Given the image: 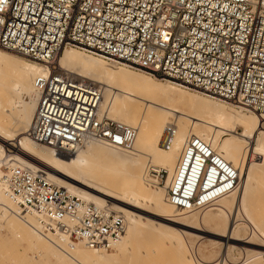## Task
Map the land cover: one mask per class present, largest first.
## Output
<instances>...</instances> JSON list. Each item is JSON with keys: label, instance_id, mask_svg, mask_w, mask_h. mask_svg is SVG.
Segmentation results:
<instances>
[{"label": "built area", "instance_id": "1", "mask_svg": "<svg viewBox=\"0 0 264 264\" xmlns=\"http://www.w3.org/2000/svg\"><path fill=\"white\" fill-rule=\"evenodd\" d=\"M13 2L9 0V5L4 6L8 20H15L17 25L13 28L9 23V28L33 39L29 43L26 39L13 41L9 37L7 42L0 43V47L40 62L47 68L46 73L34 79L39 99L28 135L36 142L59 151H71L89 141L101 142L110 147L131 148L138 134L135 126L99 114L101 87L78 78L72 71L59 65L64 49L70 46H80L87 53L105 57L115 64H126L155 77L169 79L243 109L251 110L246 103L247 98H241L240 89L249 87L253 93L259 91V74L264 70V16L261 15L264 8L256 5L249 7L253 0H205V13L211 12L212 16L202 20L197 29L204 35L198 39L193 36L189 46L181 48L180 53L175 49L163 53L169 59L159 61L160 68H154L152 62L145 59L146 56L155 59L153 53L156 49L148 43L144 45L147 51H143L135 41L131 46L122 43L116 32H112V40L107 37L95 38V29L92 30L93 39H87V24L77 27L84 15L83 7H77L79 0H71L73 10L64 11L63 14L61 5H67L70 0H48L47 6L38 9V24L35 27L30 24L27 31H21L18 27L23 17H15L9 10ZM213 3L218 7L212 9L210 4ZM43 16H47L48 20L45 21ZM87 20L91 21L92 17L88 16ZM209 22L211 27L218 29L226 25L222 31L230 32L229 45L243 53L239 62L229 45H223L219 34L203 28V24ZM95 23L99 25V20ZM117 28L125 29L130 34L134 24L133 27H127L120 23ZM77 36L80 38L77 39ZM142 39V36L136 37V40ZM191 41L205 43L206 47L213 48L211 53H203V64L196 62L192 56L193 50L197 55L201 53L200 49H193ZM206 41L213 43L207 44ZM138 52L140 55H137ZM181 53L194 65L193 71H174L172 62L178 69L182 63L178 59ZM209 55L211 60L208 59ZM117 135L120 136L119 141ZM169 175V170L164 167L156 171L161 184L166 185ZM5 180L7 193L16 200L19 210L35 215L38 229L48 238L57 237L70 243L82 242L90 248L110 249L126 231V215L109 205L97 206L71 194L49 181L43 171L33 170L23 163L8 166ZM238 181V169L220 156L209 143L193 136L167 184L168 200L183 210L208 207L221 197L233 193ZM104 226H107V231H100Z\"/></svg>", "mask_w": 264, "mask_h": 264}, {"label": "bare ground", "instance_id": "2", "mask_svg": "<svg viewBox=\"0 0 264 264\" xmlns=\"http://www.w3.org/2000/svg\"><path fill=\"white\" fill-rule=\"evenodd\" d=\"M84 51L85 49L80 46L65 48L58 61L60 66L65 70L75 69V72H72L78 78L90 79V82L91 79L96 78L95 80L100 83L96 84L103 90L99 108L100 115H109L113 119L126 115L127 119L124 122L131 125V122H137V118L143 113V123L140 121L141 132L139 133L138 127L135 126L138 134L131 148L110 147L101 142L89 141L74 150L65 152L41 145L28 135V129L34 119L39 99V91L35 87L34 79L37 75L46 73L47 68L40 62L33 60L27 62L22 59L16 60L8 69L0 66V207L3 208L2 213H4L2 216L7 215L6 212H8L16 219L22 220L48 242L49 251H54L56 256L62 260L67 258V264H72L73 261L75 264L111 262L110 254L109 256L101 250L90 248L82 242L70 243L62 239L63 244H60L55 241L59 238H48L43 235L37 227L36 216L21 212L16 200L7 193V182L1 173L5 156L10 157L6 163L9 167L23 163L33 170L43 171L49 181L67 189L71 194L97 206L109 205L113 210L126 215L128 219L126 231L120 239L114 242L113 247L122 251H130V238L140 232L144 220H153L142 214L145 211L146 213L151 212L156 219L160 218L157 222L153 221L155 225L162 229L166 228L162 232L163 235L161 234L162 244L168 246L177 244L181 247L185 243L184 235L188 233L200 236L202 234L199 232L204 230L192 226L193 217L181 214L176 206H171V202L169 205L164 193L146 191L148 188L145 183H150V179L158 184L160 181L156 177L158 168L155 165H152L154 168L150 171L151 178L143 177L145 169L143 158H148V161L152 163L163 164L172 178L185 146L189 143V139L195 136L209 143L220 156L232 163L238 169V187L243 183L233 193L217 201L232 196L233 203L241 205L247 214L255 213L254 217L258 214L261 223H256V219L250 216L257 227L264 231V207H262L264 195L257 197L256 193L259 186L264 188V180H261L264 179V137L257 134L261 125L257 122L255 113H244L239 108H235L236 106L231 107L218 98L203 96L202 93L190 94L188 86H176L177 84L169 79L160 82L156 80L159 78L148 72L117 67L105 57H96ZM0 56L7 58L8 54L0 50ZM114 78H119L125 86L115 99H112L108 85ZM10 88L15 90V94ZM10 93H13L10 97L13 98L14 103L4 102V97ZM142 93L147 94L151 99H145V106L137 108L136 101L137 98H141ZM187 94L192 97L190 101L188 99L192 106L198 105L200 110L208 113L197 116L187 113L184 108V105H187ZM158 98L166 100L158 102L160 100ZM176 113H179V116ZM176 115L180 120V125L166 126L171 124L170 117ZM241 128L242 132L239 131ZM224 135L227 137L224 138ZM253 141H256L255 146H251ZM5 146H12L14 148L12 153L6 151ZM243 148H247V151ZM249 149L252 152V158L257 155L260 157L248 161ZM95 167L101 168L95 170ZM98 172L101 175H116L117 178L113 180L121 184V191L108 186L106 180L98 179ZM159 189L167 191V184ZM126 194H129L130 200L126 198ZM143 203L151 204L157 212L143 207ZM224 214H228V210L226 206L221 205L217 214H207L202 220L212 223ZM231 228L228 235L218 232L216 235L219 238L225 237V241L246 243V245L247 243L255 244L235 237ZM235 231L239 232L240 229ZM236 236H239V233ZM256 255L264 258V252L259 250Z\"/></svg>", "mask_w": 264, "mask_h": 264}, {"label": "rangeland", "instance_id": "3", "mask_svg": "<svg viewBox=\"0 0 264 264\" xmlns=\"http://www.w3.org/2000/svg\"><path fill=\"white\" fill-rule=\"evenodd\" d=\"M0 50L8 54L7 58H3V56H0V59H1L0 66L4 69L11 68L12 65L18 59L31 62L30 59H28L27 57L21 54H18V53L16 54L12 51L5 50L2 48H0ZM84 52L87 53L86 51ZM87 54H91V53H87ZM91 55L96 56L94 54H91ZM109 62L111 63V61ZM112 64H115V63L112 62ZM116 66L117 67L122 66L124 68H130L132 70H135L125 64H116ZM72 71L75 72V69ZM77 71L78 70H76V72ZM95 79L96 78L91 79V82L97 83L98 81H96ZM87 80L90 81V79H87ZM156 80L160 82L167 81L166 79H161V78L156 79ZM97 84H100V83L98 82ZM123 86H125V83L119 80V78H114L110 81V84L108 85V87L111 89L112 99H115V97L120 92V90L123 88ZM176 86H179V84H177ZM188 90L190 94H193V95L202 93L199 91L192 90L189 87H188ZM12 91H14L13 93L15 94V90L12 89ZM13 93H10L7 96H5L4 102L14 103L13 98L10 97ZM202 95L210 96L205 93H202ZM26 96L27 95H25V97ZM140 97L141 98H137V101H136L137 108L145 106V103H146V101H144L145 99H151L150 96L144 93H142ZM190 98L192 97H190V95L187 94V105H184V108L186 109L187 113L192 114L193 116H197L198 114L208 113L207 111L203 112L202 110H200V106L198 105L192 106L188 102V99L190 101ZM158 99H160L158 100V102H163L164 100H166L165 98H158ZM222 102H224V104L226 103L227 105L231 107L236 106L235 104H231L224 100H222ZM179 106L182 107L181 105ZM235 108H239V110H242L244 113L253 112L251 110H245L238 106H236ZM176 114L179 116V113H176ZM177 115L171 116L170 117L171 124H167L166 126L176 127L180 125V120L177 117ZM138 118H137V122H131V125L138 127L139 133H140L141 132L140 121L141 123H143L144 114L142 113L141 115H139ZM114 119L124 122L126 121L127 116L122 115V118H114ZM239 131L242 132V128L239 129ZM223 137L226 138L227 135H224ZM255 145H256V141H253L251 143V146H255ZM5 147L4 148L7 149L6 151L12 153V150L14 149L12 146L10 147L5 146ZM243 150L247 151V148H243ZM248 156H249V158H247L248 161L254 160V158L258 159V157H260L259 155H257L252 158V152L250 151V149L248 152ZM8 160H10V157H5V156L3 157L1 173L4 176H6V173L8 171L7 170L8 165L6 164ZM143 161L145 163L143 177L145 178H149V179L151 178L150 171L151 169L154 168V166L152 167V165H155L157 168L164 167V165L160 164L159 162L152 163L151 161H148V158H143ZM100 168L101 167H95L94 169L97 170ZM97 175H98L97 176L98 179L106 180L108 182L107 183L108 186L113 187L115 189H119L118 191H121L120 190V188H122L121 184L113 180L114 178H117L116 175H110V174L101 175L100 172H98ZM150 180H151L150 183H145L148 188L146 191L150 190V191H157L159 193H164L165 196L167 197V202L170 205L171 203L168 200V193H167L168 191L164 189H161V190L159 189L163 187L165 183H162L161 185V183L158 184V183H155L154 180L152 179ZM261 180H264V179H261ZM170 181H171V178L169 176L166 184H168ZM260 183H262V181ZM242 184L243 183L239 185L242 186ZM155 185H158V187H155ZM263 189L264 188L261 186L257 188L256 190L257 197L259 196L261 197L262 195H264V192H262L264 191ZM125 196L127 199H129V194H126ZM233 202H234L233 197L230 196L222 201H217L208 207L197 208V209L195 208L194 210H190V211L183 210V209H180L179 207H176L178 208L177 210L184 216L193 217V220H191L192 226L204 230V231L199 232L204 236L202 235L195 236L193 234H188V233L184 235L185 243L181 247L178 246L177 244H173V245L170 244L169 246L165 244L163 245L161 241L162 239L161 237L163 235L162 232L164 231V229L166 230V228L163 227L162 229V227L159 228L157 225H155L153 221L157 222L159 221L160 218L156 219V217H154L151 212L146 213L145 211V212H142V214L148 217L150 220H152L153 218V220L152 221L144 220V222L142 223V228L140 232L136 233L134 236L130 238V241H129L130 248H131L130 251L128 252L122 251L117 247H112L110 249H95V250H101L105 252L107 255L110 254L112 256L111 262L106 263V264H264V258H261L259 255H256L258 250L260 252H264V243L261 242V241H264V231H261L260 228H258L256 225V223H261V219H259L260 217L257 216L258 214L255 215V217H254L255 213L247 214L241 205H238L237 203L234 204ZM221 205H224L227 207L228 214H224L222 217L218 218L215 222H212V223H206L202 220V218L206 216L207 214H217L218 208ZM142 206L147 208L148 210L157 212L155 207L152 206L151 204L143 203ZM171 206L175 207L174 204H171ZM262 207H264V202H263ZM2 210L3 208L0 207V264H67L68 263L67 258L66 259L64 258L62 260L61 258L56 256L54 251L53 252L49 251L48 250L49 247L47 245L48 242H46L45 239H42L41 236L36 234L22 220L20 221L19 219H16L12 215H10L8 212H6L7 215L2 216L4 214L2 213L3 212ZM250 215L252 216V218L256 219V223L252 220ZM155 226L157 227L155 228ZM230 228L232 230L231 232L234 233L235 237H239L245 241L247 240L250 242H254L255 244H259L261 246H258L255 244H248V243L247 245L246 243L238 244V242H235V241H225L226 240L225 237L219 238L216 235L217 232L228 235ZM238 228L240 229V231L236 232L235 230ZM165 233L167 232L165 231ZM238 233H239V236H236L238 235ZM152 234L154 235L152 236ZM221 239H222V242H221ZM55 241L57 243L63 244L62 239H55ZM252 246L253 247L255 246V247L252 248ZM72 264H75V261H73Z\"/></svg>", "mask_w": 264, "mask_h": 264}, {"label": "snow or ice", "instance_id": "4", "mask_svg": "<svg viewBox=\"0 0 264 264\" xmlns=\"http://www.w3.org/2000/svg\"><path fill=\"white\" fill-rule=\"evenodd\" d=\"M205 0H79L77 7L80 6L84 9V15L81 17V23L77 27H82L87 24L86 38L93 39L92 30L95 29V38H105L112 40V32H116L118 38L122 43H126L129 46L135 41L140 45L141 50L147 51L144 45L148 43L156 51L153 53L155 59L152 56H146L145 59L152 62L154 68H160L159 61L168 60L167 53L172 49H175L177 53H180L181 48H187L189 42L193 36L197 39L204 35V32L197 31L201 26V21L208 19L212 16L211 12L205 13L204 8ZM5 5H9V0H0V43L7 42L9 37L13 41L17 39H26L29 43L32 42V36H21L20 32L13 31L9 28L8 24L11 23L13 28L17 25L15 20H8V13L5 11ZM18 5V6H17ZM48 5V0H14L10 7V11L15 17H23L21 24L18 26L21 31H27L31 24L35 27L38 24V18L40 13L38 9ZM260 6L264 8V0H253V3L249 5ZM212 9L218 7L217 4H210ZM227 8V5H224ZM63 14L64 11H72V2L67 5H61ZM264 16V13H261ZM91 16L92 20L88 21L87 17ZM45 21L48 20L47 16H43ZM218 19V18H217ZM99 20V25L95 21ZM115 21L116 23H112ZM123 23L127 27H133L132 33H128L125 29H118L117 25ZM104 26V27H101ZM226 25H221L220 28L211 27L210 22L204 23L203 28L210 31L213 34H219L220 39L223 41V45H229L228 37L230 32H223L222 29ZM142 36L141 40H136V37ZM80 36H77L79 39ZM51 39H55L52 37ZM242 40V38H240ZM171 41V43H169ZM38 42V41H37ZM193 49H200V55H197L193 50L192 56L196 62L203 64L205 58L203 53H211L212 47H206L205 43H195L191 41ZM207 44H212L213 41H206ZM221 45V46H223ZM231 51L235 53L237 62L241 60L243 53L236 50L229 45ZM137 55H140L138 52ZM227 58V53H225ZM178 59L182 60L180 67L175 68V62L173 61V69L176 72L193 71L194 65L188 62L186 55L181 53ZM211 60V55L208 56ZM239 64H237V67ZM250 74V72H249ZM209 76L212 73H208ZM260 83L258 85V92H251L249 87L241 88V98H247L246 103L249 108L255 113L257 122L261 127L258 131V135L264 137V70L260 72ZM231 88V86H230ZM231 94V90L229 91ZM71 95V93H67ZM255 105L253 108L252 106ZM116 139L119 141L120 136L117 135ZM100 231H107V226H104ZM264 243V241H261Z\"/></svg>", "mask_w": 264, "mask_h": 264}]
</instances>
